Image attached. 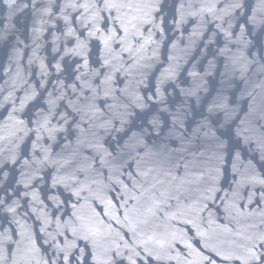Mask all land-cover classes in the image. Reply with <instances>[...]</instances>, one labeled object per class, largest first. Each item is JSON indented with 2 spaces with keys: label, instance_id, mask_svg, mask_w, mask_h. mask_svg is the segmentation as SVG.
<instances>
[{
  "label": "water",
  "instance_id": "95a60500",
  "mask_svg": "<svg viewBox=\"0 0 264 264\" xmlns=\"http://www.w3.org/2000/svg\"><path fill=\"white\" fill-rule=\"evenodd\" d=\"M0 264H264V0H0Z\"/></svg>",
  "mask_w": 264,
  "mask_h": 264
}]
</instances>
